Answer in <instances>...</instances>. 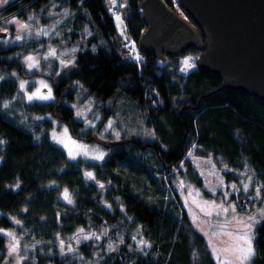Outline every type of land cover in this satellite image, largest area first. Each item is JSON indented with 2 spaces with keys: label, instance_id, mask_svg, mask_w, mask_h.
Wrapping results in <instances>:
<instances>
[{
  "label": "trees",
  "instance_id": "1",
  "mask_svg": "<svg viewBox=\"0 0 264 264\" xmlns=\"http://www.w3.org/2000/svg\"><path fill=\"white\" fill-rule=\"evenodd\" d=\"M46 1L78 8L75 27L87 23L94 34L68 71L47 74L52 99L20 102L22 114L35 121L30 126L8 115L4 102L16 97L21 79L44 73L28 72L13 47H0V229L15 228L27 241L41 242L23 264H218L181 203V182L202 185L185 155L195 144L197 154H212L232 167L224 173L228 181L238 178L234 171L248 167L255 181L264 183V101L220 89L221 79L197 66L182 71L179 56L160 60L140 54L137 60L127 55V41L117 35L106 0H11L0 16L20 15ZM140 1L127 0L124 12L127 37L136 43L145 28ZM165 2L173 7L172 0ZM34 85L29 82L28 88ZM81 89L98 102L100 125L112 114L101 103L123 96L142 111L154 137L132 133L101 141L100 125L84 129L76 119L71 102ZM56 119L78 139L110 144L108 155L96 161L69 158L50 136ZM103 226L113 237L122 235L115 251L89 240L72 255L57 253L58 242L77 229ZM254 235L251 264H264V219L256 223ZM5 245L0 232V264Z\"/></svg>",
  "mask_w": 264,
  "mask_h": 264
},
{
  "label": "rangeland",
  "instance_id": "2",
  "mask_svg": "<svg viewBox=\"0 0 264 264\" xmlns=\"http://www.w3.org/2000/svg\"><path fill=\"white\" fill-rule=\"evenodd\" d=\"M11 0H8V2ZM173 1V8L182 16L188 18L186 12L179 6L177 0ZM7 4V3H6ZM0 4V10L6 5ZM106 8L112 13L113 20L117 28V35L123 37L134 48L136 57L140 55L138 45L134 40H130L127 37L125 30V8L127 7V0H106ZM113 8L117 10L114 11ZM79 10L71 9L66 3L62 1H56L54 4H49L48 1L44 2L39 8H28L22 14L12 13L5 16H0V31H6L5 41H0L1 48L13 47L14 53H19V58L23 63L25 69L28 72H37V74L44 73L42 75H33L28 79H21V83L24 84V88L18 92L16 97L11 101H5V111L8 115L13 116L17 121H20L24 126H30L35 121H28L26 115H23L20 108V102L25 99L26 101H34L40 99L29 100L28 96L36 93L38 90L41 94L46 95L48 89L42 87L41 81L47 84L51 88L53 94V85L47 74L54 72H61L62 70L68 71L72 62L79 50L87 47L86 40L94 34L91 31L90 26L83 22L80 29L75 26L77 24L76 18L79 14ZM116 16H119L122 20V25L116 20ZM31 17V19H29ZM13 21H19L25 23L28 28L21 29L19 23ZM81 23V22H80ZM121 28L123 33H121ZM44 29L48 32L44 35L40 30ZM78 32V36H73ZM90 33V34H89ZM20 36L21 39L17 40L16 37ZM55 51V55L49 53ZM75 50V51H73ZM35 58L34 67L29 68V61L27 57ZM191 57V63L197 66L196 58L197 54L193 51H186L179 56V66L181 70L184 68L183 61ZM54 66H56L54 68ZM192 69V68H191ZM190 70V69H189ZM16 75V72H13ZM29 82L35 83L32 89L28 88ZM86 92L81 89L80 92L75 94L71 105L74 108L76 119L80 120L84 124V129L98 128L103 116L100 107L97 106L98 102L92 96H86ZM44 101V100H40ZM104 106L112 110V114L100 125L99 137L101 141H109V136H112L114 140L122 138L123 136L136 133L145 138H153L154 133L150 131L144 124V118L142 111L136 108L132 102L125 99L123 96L112 97L105 102L101 103ZM135 107V108H134ZM77 112L81 115H77ZM8 117L7 115H5ZM9 118V117H8ZM11 119V118H10ZM109 121H112V127L108 128ZM65 129L67 130L65 133ZM51 138L62 147L69 158H84L87 160H98L94 157L103 152L108 155L110 150V144L107 142H99L98 140H83L74 137L69 127L65 122H61L58 119L55 120L53 128L49 131ZM117 133L119 136L117 137ZM57 137L54 139L53 137ZM63 140L64 143L58 142ZM75 141V143H72ZM72 153H79L70 155ZM87 153V154H85ZM185 158L190 161L193 168L201 178V187H196L193 183L183 181L179 184L181 203L189 211L193 218V222L198 229L207 239L209 248L215 258V253L212 250L211 244L215 245L218 249L226 246L230 242V238L226 235L213 236L214 232H220V224H223L225 220L232 221L225 229V231L235 232V220L233 217H246L255 215L257 220L262 218L259 215L260 209H264V183L256 182L253 172L248 167L242 170L234 171L238 175V178L234 181H228L225 176V172L232 170V167L226 165L220 159L209 155H199L196 153V145L193 144L187 151ZM180 166L185 169L183 162ZM221 180L223 183L221 184ZM232 185L236 187L233 188ZM244 185H248L247 191L244 189ZM260 189L259 195L256 193V189ZM214 189V191H213ZM207 195H206V194ZM70 197V196H69ZM215 202V204H223L224 207L229 205H235V212L231 210L227 213H221V215H215L214 209H211L205 205V202ZM204 211H201V209ZM207 211H213L212 216H206L204 213ZM256 225V224H255ZM255 227V226H254ZM77 229L73 234L61 239L58 242L57 253L65 256L72 255L76 248L87 241H93L94 245L102 246L107 252L115 251L119 244L123 243L121 234H116L115 237L109 234L108 227L103 226L100 229L88 228L83 229V232ZM2 232L6 237V245L3 250V263L2 264H23L25 260L30 257V253L41 244L39 240L27 241L24 237V231H20L15 228L3 229ZM7 232L14 234L15 240L19 241L17 251L12 252L11 246L15 243L13 237L6 235ZM254 232V229H253ZM95 233L96 236H92L90 239H85V236H91ZM207 234V235H206ZM63 242V243H61ZM111 245V248H109ZM71 249V251L69 250ZM217 261V259L215 258ZM218 263V261H217ZM251 264V261L249 262Z\"/></svg>",
  "mask_w": 264,
  "mask_h": 264
},
{
  "label": "water",
  "instance_id": "3",
  "mask_svg": "<svg viewBox=\"0 0 264 264\" xmlns=\"http://www.w3.org/2000/svg\"><path fill=\"white\" fill-rule=\"evenodd\" d=\"M141 0L140 53L165 60L193 48L197 67L217 75L220 89L264 101V0ZM0 31V38L6 37Z\"/></svg>",
  "mask_w": 264,
  "mask_h": 264
},
{
  "label": "snow or ice",
  "instance_id": "4",
  "mask_svg": "<svg viewBox=\"0 0 264 264\" xmlns=\"http://www.w3.org/2000/svg\"><path fill=\"white\" fill-rule=\"evenodd\" d=\"M114 2V0H113ZM8 3V0H0V4H6ZM31 19V17L29 18ZM116 20L119 24L122 25V20L119 16H116ZM14 23H19V26L21 29H26L28 28V25L25 23H20L19 21H13ZM44 35H47L48 32L44 29L40 30ZM121 33H123V29L121 28ZM90 34V33H89ZM22 37L17 36L16 39L19 40ZM75 51V50H73ZM50 55H55V51L53 50L52 52L49 53ZM27 59L29 61H32V63H29L28 67H34L35 65V58L34 57H27ZM137 60H140L141 58L139 56L136 57ZM191 57L186 58L183 61L184 64V68L182 69V71H188L191 68H194L195 65L192 64L191 61ZM42 87L47 88V94H41L39 92V90L36 93H33L32 95L28 96L29 100H33V99H40V100H49L52 99V92H51V88L45 84L43 81L40 82ZM21 88H24V84L21 83ZM77 115H81V113L77 112ZM112 127V121H109L108 123V128ZM66 129H65V133H66ZM119 136V133H117V137ZM54 139H57V137H53ZM58 142L60 143H64L63 140H59ZM3 141H0V144H2ZM72 143H75V141H72ZM70 151V155H73V158L75 155H78L79 153H72L71 149ZM87 154V153H85ZM104 153L100 152L98 153L94 158L98 159V160H102L104 158ZM86 175H88L89 177L94 179V176L92 173H87ZM223 183V181L221 180V184ZM19 185H17L18 187ZM100 187H103V185H100ZM233 188H235V185H232ZM244 189L245 191H247L248 189V185H244ZM214 191V189H213ZM256 193L257 195H259L260 193V189L257 188L256 189ZM64 198L66 200H68L69 203H71V199L69 198V194L67 192V190H65L64 193ZM205 205L211 209L216 210L215 211V215L219 216L221 215V213L227 214L230 210L234 213L235 212V205L231 204L229 205V207H224L223 204L217 205L215 204V202H205ZM201 211H204V209L202 208ZM259 211V215L262 219H264V209H260ZM206 216H212L213 215V211H207L204 213ZM233 219L235 220V227L237 228V231L235 232H231V231H225V229H227L228 225L230 223H232V221L229 220H225V222L223 224L219 225V228L221 229L220 232H214L213 236H218V235H226L230 238V242L226 244L225 247L223 248H217L215 245L211 244V240L209 241L210 245L212 246V250L215 253V258L218 261V264H249V262L252 260V258L256 255L255 252V248H254V239H255V235L253 232L254 226L256 223H258L259 221L257 220L255 215L252 216H246V217H233ZM17 224L20 223V221H15ZM5 230L0 229V232H4ZM81 232H83V229L80 230ZM6 235L13 237V240L15 241V243L11 246V251L12 252H16L17 251V246L19 244L18 240H15L14 234L12 232H7ZM207 235V234H206ZM92 236H96L95 233H92L91 236H85V239H90ZM63 243V242H61ZM147 242L141 240L140 244L141 245H145ZM109 248H111V245H109ZM71 251V249H69Z\"/></svg>",
  "mask_w": 264,
  "mask_h": 264
},
{
  "label": "built area",
  "instance_id": "5",
  "mask_svg": "<svg viewBox=\"0 0 264 264\" xmlns=\"http://www.w3.org/2000/svg\"><path fill=\"white\" fill-rule=\"evenodd\" d=\"M113 10L115 11L116 8H113ZM124 49H126V54L129 56H134L136 57V52L134 50V48L129 44V42H124L123 43ZM140 57V55H138Z\"/></svg>",
  "mask_w": 264,
  "mask_h": 264
}]
</instances>
